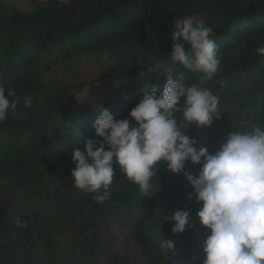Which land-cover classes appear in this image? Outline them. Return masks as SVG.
Instances as JSON below:
<instances>
[{"label": "trees", "instance_id": "16d2710c", "mask_svg": "<svg viewBox=\"0 0 264 264\" xmlns=\"http://www.w3.org/2000/svg\"><path fill=\"white\" fill-rule=\"evenodd\" d=\"M189 17L214 30L212 38L219 46L221 63L216 75L201 86L219 97L222 112L210 126L198 128L194 123L187 127L182 110L177 111L182 130L187 127L185 134L196 139L194 147L207 146L212 153L229 132L238 129L239 121L247 119L264 127V56L256 52L264 46V0H46L27 10L2 5L0 85L5 87V95L8 89H15L20 102L0 122V172L21 169L27 160L44 168L67 166L74 150H84L87 139H102L92 127L101 108L115 119L127 118L130 126H138L130 110L144 90L155 87L162 94L166 84V76L142 79L155 62L165 61L162 69L183 76L185 86L198 83L200 73L172 63L169 57L174 22ZM185 47L190 53L189 46ZM80 54H104L112 62L91 84L79 69L55 73L52 62L64 64ZM109 80L117 83L107 84L101 92L93 90L95 83ZM72 90H85L86 94L80 102L65 106ZM28 95L32 104L26 108L23 100ZM62 110L61 122L48 125L46 121ZM200 166L186 161L185 171L197 175ZM113 168L111 198L99 203L93 200L95 193L85 191L75 196L74 205H68V216L80 217L92 231L104 223L123 229L152 264L202 261L192 235L204 239L210 230L192 227L173 234L174 222L165 220L178 209H190L193 218L201 206L194 197L188 198L193 189L183 173H173L166 162L159 161L149 190L142 192L122 174L115 158ZM35 196L31 209L17 216L27 221L25 227L16 225L17 217L0 214L1 244L49 261L65 255L66 261L91 264L95 249L87 246L85 238L63 250L60 236L67 221L58 210L49 214L52 224L44 220L40 190ZM53 199L60 203L70 200L58 198V194ZM163 238L174 241V251L164 252L160 247Z\"/></svg>", "mask_w": 264, "mask_h": 264}, {"label": "clouds", "instance_id": "9594fccd", "mask_svg": "<svg viewBox=\"0 0 264 264\" xmlns=\"http://www.w3.org/2000/svg\"><path fill=\"white\" fill-rule=\"evenodd\" d=\"M174 28L170 60L200 73L199 82L185 86L183 76L166 71L162 94L149 87L130 110L138 126H130L127 118L115 119L109 110L101 108L92 127L102 139H87L83 151L74 150L73 184L95 193L93 200L103 203L111 198L114 158L122 174L142 192L149 190L157 162H166L168 169L183 173L191 185L188 198L194 197L201 204L196 215L210 230L200 244L203 264H264V127L244 119L236 124L237 130L224 137L218 150L210 153L207 146L194 147L196 139L185 134L188 125L210 126L222 112L219 97L201 86L216 75L221 57L212 38L214 30L202 21L189 17L174 22ZM256 52L264 56V46ZM19 102L15 89H8L5 95V87L0 85V122ZM23 103L31 107V96L24 97ZM181 110L187 125L183 130L175 117ZM186 161L201 165L197 175L185 171ZM165 220L174 222L173 234L193 227L190 209H178ZM15 223L22 228L27 221L17 217ZM160 247L164 252L174 251L175 243L163 238Z\"/></svg>", "mask_w": 264, "mask_h": 264}, {"label": "rangeland", "instance_id": "374dc122", "mask_svg": "<svg viewBox=\"0 0 264 264\" xmlns=\"http://www.w3.org/2000/svg\"><path fill=\"white\" fill-rule=\"evenodd\" d=\"M46 0H0V6L15 7L22 10L31 8L35 2H44ZM179 20L178 22H180ZM107 56L80 54L74 56L72 59L62 64L61 61L52 62V68L58 75L66 74L73 69H79L83 75L86 83H90L96 78L102 69H105L111 60L107 61ZM165 61L155 62L142 77L159 76L162 78L167 75L163 66ZM126 80V79H125ZM112 80L104 81L102 83H95L92 85L93 90L101 92L108 84H115ZM87 89V88H86ZM88 90V89H87ZM85 90H72L69 93L64 105L70 106L81 101L85 96ZM64 111L61 114L52 115L46 122L48 125L54 127L61 122ZM71 166L69 167V165ZM70 164L62 167L57 165L53 168H44L38 165L35 160H27L21 169L17 167L7 168L6 171L0 172V214L6 212L10 219H14L22 212L26 213L31 209V206L36 203L35 194L40 190L42 196L40 202L42 203L44 211V220L52 224V215L50 212L56 213L60 211L62 220L67 221L66 226L62 230L61 242L62 248L66 251L70 245L81 242L85 238L87 246L95 249V254L91 264H152L147 258H144L138 245L134 239L128 236V233L123 229H117L107 223L96 226L95 231L86 228L80 217L76 219L68 216V205H74L75 196L81 195L85 190L77 191L74 180L71 177V169L75 167V163L70 159ZM58 194V198L64 199L66 203L57 202L53 196ZM50 195L52 198H50ZM52 218H51V217ZM192 219L193 228L200 229L198 217ZM61 220V222H62ZM97 235H94V233ZM194 250L197 257L202 258L197 264H203L204 253L201 249V241L203 238L192 235ZM0 264H76L65 260V255L55 260H47L42 256H32L25 249L22 248H8L0 242Z\"/></svg>", "mask_w": 264, "mask_h": 264}]
</instances>
